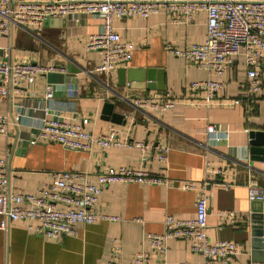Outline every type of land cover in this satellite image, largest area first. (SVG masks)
Instances as JSON below:
<instances>
[{"label":"crops","instance_id":"crops-1","mask_svg":"<svg viewBox=\"0 0 264 264\" xmlns=\"http://www.w3.org/2000/svg\"><path fill=\"white\" fill-rule=\"evenodd\" d=\"M63 20L64 24L44 25L41 29L16 27L11 37L0 35V61L8 51L14 62L56 68L7 98L0 96V116L18 119L8 137L0 135V159L9 158L10 163V192L36 194L50 183L54 172H85L95 179L108 167H140L143 154L138 147L94 146L90 151H73L56 143H31L45 119H53L55 114L67 120L77 117L94 136L116 129L129 143H143L147 156L160 146H168L167 166L152 161L146 170L176 181L211 183L207 188L210 241L238 243L241 252L234 264H263L252 258L250 217L253 208H261L264 201H251L250 187L255 184L264 193V162L252 161L249 149L251 133L264 132V73L261 91L248 99L246 68L243 58L237 57L224 77L211 78L225 84L212 105H188L183 98L190 95L191 86L210 76L169 55L165 47L170 44L183 49L203 44L207 35L205 13L188 25L174 23L165 10L148 19H114V28L123 40L135 45V51L128 65L109 75L96 71L99 53L88 51L85 44L90 35L101 31L102 20L83 13ZM123 68L153 69L152 85L160 87L164 83L165 89H133L128 82L122 87L118 72ZM47 85L54 89L50 101L45 99ZM167 92L178 96L180 103L161 116L131 105L137 95ZM107 103L115 104L114 113L124 115L120 120L123 123L104 118ZM209 126H214L227 141L210 140ZM207 163L212 173L207 172ZM220 170L224 174H218ZM197 196L176 185L113 184L102 192L99 210L120 221L76 225L74 235L54 240H45L30 233L24 223L14 222L7 230L0 228V264H110L117 246L122 250L119 264H132L140 250L151 252L143 247V238L149 233L163 234L166 216L195 219ZM221 211L236 212L234 223L222 221ZM2 218L0 215V224ZM176 263L203 264V257L192 253L190 243L181 239L169 241L164 263L152 254L151 264Z\"/></svg>","mask_w":264,"mask_h":264},{"label":"built area","instance_id":"built-area-1","mask_svg":"<svg viewBox=\"0 0 264 264\" xmlns=\"http://www.w3.org/2000/svg\"><path fill=\"white\" fill-rule=\"evenodd\" d=\"M165 10L176 24L188 25L197 15H207L206 40L201 45L176 48L167 44L169 55L195 65L206 71L210 78L191 86L188 105H212L225 84L220 80L229 71L234 59L242 57L246 68L245 91L248 99L254 98L263 86L264 73V0H0V35L11 37L16 27L41 29L48 19H64L71 14L83 13L102 20L98 34L86 40V49L99 53L97 72L109 75L118 68L128 65L133 58L135 45L125 41L113 26L114 19L133 17L148 19ZM56 68L26 61H12L5 51L0 61V96L7 98L20 91L26 84H34ZM54 98V89L47 85L45 99ZM239 101H237L238 103ZM180 103L172 93H146L131 99L137 110L163 115L171 112ZM18 119L10 115L0 116V135L8 137L11 126ZM210 140L227 141L209 126ZM37 142L56 143L67 150L90 151L98 146L102 149H121L125 146L138 147L143 157L140 167L106 168L95 179L88 173L60 171L51 174L50 183L36 194L12 193L9 190V158L0 159V228L7 230L14 222H22L27 230L45 240H54L74 235L76 225H93L99 221L118 222L121 219L99 210L100 198L105 188L113 184H143L175 186L198 194L196 217L192 220L166 216L163 234L149 233L143 238V247L137 252L132 264H151L152 254L163 263L166 261L168 243L171 240H186L192 253L203 257V264H234L241 246L233 241L211 242L208 234L209 182L176 181L167 175L156 176L146 170V165L155 161L166 167L169 147L160 146L147 156L143 143H129L121 132L112 129L100 136L87 131L77 117L67 120L62 114L45 119L36 139ZM207 172L212 173L207 163ZM224 174V171H218ZM251 201H264L263 191L255 184L250 187ZM236 212L221 211L222 221L234 223ZM121 247L113 250L110 264H119ZM186 264V263H176Z\"/></svg>","mask_w":264,"mask_h":264},{"label":"water","instance_id":"water-1","mask_svg":"<svg viewBox=\"0 0 264 264\" xmlns=\"http://www.w3.org/2000/svg\"><path fill=\"white\" fill-rule=\"evenodd\" d=\"M64 24L63 19H48L44 25L52 24ZM119 84L120 86H126V83L132 84L130 87L139 90H164V83L160 87H154L152 81L154 80V70H142L134 71L127 70L125 68L119 70ZM139 82V83H135ZM148 82V83H147ZM115 104L107 103L103 109L104 118H110L114 123L121 124L120 120L123 121L124 115L120 113H114ZM108 119V120H110ZM251 147L249 153L252 161L264 162V132H252L251 133ZM256 202V201H254ZM250 217L251 227V248L252 258L255 263L264 264V203L261 208L254 207Z\"/></svg>","mask_w":264,"mask_h":264}]
</instances>
